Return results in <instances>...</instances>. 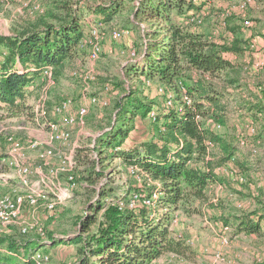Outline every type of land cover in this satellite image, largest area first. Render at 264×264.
<instances>
[{
	"label": "trees",
	"instance_id": "1",
	"mask_svg": "<svg viewBox=\"0 0 264 264\" xmlns=\"http://www.w3.org/2000/svg\"><path fill=\"white\" fill-rule=\"evenodd\" d=\"M216 2L54 1L45 13L33 16L12 34L0 35V108L19 114L27 110L29 92L42 79L44 69L51 68V79L56 82L66 65L88 54L83 45L89 34L85 27L97 21L103 26L102 35L105 25H111L129 3L132 18L126 23L134 29L147 25L140 45H132L134 60L123 66L126 76L141 86H155L159 102L129 86L114 103V116L108 114L111 120L107 118L106 125L98 126L93 149H98L100 158L90 160L76 150L79 187L80 177L86 188L98 187L92 191L90 206L74 236L50 240L51 246L57 241L75 245L71 264H152L164 255L185 258L193 254L186 240L172 230L174 215L181 209L198 212L194 205L208 201V187L232 191L233 184L245 187L247 193L240 195L250 198L248 205L257 200V206L221 216L220 224L231 228L234 236L264 237V196L256 194L253 178L254 173L264 170V78L246 77L252 72L250 64L244 62L249 44L240 26L229 25L230 17L223 20L225 32L218 40L197 28L196 18L215 12ZM85 16L93 20L89 22ZM263 68L264 64L255 72ZM169 96L171 106L166 105ZM184 96L190 105L184 104ZM47 112L49 116L48 108ZM152 112L155 121L149 119ZM137 116L150 121L153 133L148 140L129 146L125 140ZM49 120L56 118L49 116ZM249 128L254 130L252 134ZM116 160L119 163L113 166ZM227 166L242 175L244 182H233L217 171ZM120 167L131 178L135 173L141 176L137 190L132 191L127 183L115 187L112 178L100 181L106 171L113 173ZM155 193L158 197L152 205L143 204L145 199L152 201ZM133 195L139 200L130 208ZM110 206L115 212L112 222L99 224L98 214ZM94 226L97 228L92 231ZM15 235H0V249L16 252L24 248L25 252L34 244L19 242ZM13 261L18 260L0 253V263ZM28 263L33 262L22 264Z\"/></svg>",
	"mask_w": 264,
	"mask_h": 264
},
{
	"label": "rangeland",
	"instance_id": "2",
	"mask_svg": "<svg viewBox=\"0 0 264 264\" xmlns=\"http://www.w3.org/2000/svg\"><path fill=\"white\" fill-rule=\"evenodd\" d=\"M54 1L76 0H32L30 6L39 5L43 9V13H45L46 10L55 4L53 3ZM92 1L97 4H108L111 0ZM245 1L217 0L215 12L205 13L203 16L196 18L198 20L197 28L211 38L218 40L220 35H223L225 32L223 20L230 17L232 21L229 25L235 23L237 26H240L242 37L248 41L249 46L245 53L247 61L254 60L257 63H264V0H250V3L245 5V9L240 10V5L244 4ZM134 4H138V2L136 1ZM126 5L128 6V4ZM131 5L129 3L128 7H124L125 9L119 13L111 25H105L103 34L97 40L101 47V55L96 62H90L87 55L81 56L71 64L66 65L58 81L54 82L51 79L49 83L46 80H39L38 84L29 92L26 100L28 108L25 112L13 114L0 108V130L5 132V134H0V154L6 152L9 147L6 139L7 131L19 137L23 141L24 147L28 139L46 140V132L39 130L33 119L41 98H44L45 106L50 111L54 105L62 100L71 99L74 102L72 110L74 112L78 105L86 101L88 96H101L103 94L102 88L105 85L111 87L112 93L106 96L110 105L106 108L90 107L85 119V125L76 128L72 132L69 146H54L58 152H66L70 148L75 147L76 150L83 151L84 154L86 153L90 160H98L100 158L97 152L98 149H93L95 146L93 139L98 135L99 124L106 125L107 120H111L108 114H113L114 116V103L119 95L124 93L125 89L128 90L129 86L136 88V90L149 96L151 100L159 102L156 87L141 86L139 81L132 80L130 76H126L125 67L123 66L129 63L132 45L135 43L137 47L140 45L141 41L139 39L143 36L142 29L147 27L145 23H142L139 28L134 29L126 23L128 18H132ZM29 11L30 8L29 10L28 8H23L22 3L19 1H0V35H10L20 26L32 20L33 16H29ZM84 18H87V16ZM243 19L250 21L249 27L242 28ZM85 28L89 31L91 26ZM113 28L126 29L130 32V35L120 41L114 42L115 40H112L110 37ZM113 42L114 45H112ZM107 46H111V50L106 51ZM85 48L88 52L89 47L86 46ZM103 51H106V53L104 54ZM109 51L111 52L109 53ZM73 71H78L81 74H90L94 80L88 84H84L82 81L75 80L71 76V72ZM243 75L245 76V73ZM248 76L255 77L256 79L258 76V79L261 80L264 78V68L258 70V72H255V70L249 71L246 77ZM85 88L88 90L85 91ZM49 116L50 118H54L51 113H49ZM152 133L153 125L150 121L137 116L134 128L129 133L125 143L131 146L134 143L148 140L151 138ZM42 149L26 152V157H28L27 162L30 164L32 170V181L36 180L37 155ZM118 163V160L113 161V166ZM96 166L101 169L100 165ZM82 170V167H79L78 174H81ZM107 178H112L115 187L127 183L132 188V191L137 190L136 187L142 184L141 176L135 173V176L131 178L123 171L122 167L114 168L113 173L112 170L106 171L105 178L103 177L100 181L105 183ZM253 178L256 184V187L254 186L257 190L256 194L259 197L264 196V179L262 180L264 178V170L254 173ZM79 182L81 187H78L71 199L58 204L56 212L51 216L52 218L47 217L43 208H38L34 212V215L42 220L41 223L45 229L47 239L72 238L78 230V223L85 216V212L90 206L89 199L93 194L92 191L95 190V187H98L96 185L90 189L86 188V182L81 177ZM23 191V188L12 181H9L6 186L0 185V196L9 192L22 193ZM239 192L247 193L245 187L237 184H233V191L221 186L208 187V201L203 204L196 203L194 205V208L198 212H193L191 209H186L185 211L181 209L176 212L172 228L175 229L177 234H183L189 238L192 242L190 248L193 246L192 249L195 253H188L185 258L164 256V261L160 264H170L171 262L177 264H264V237L244 234L234 236L231 228L228 227L225 230L226 227L223 228L220 224L221 216L240 213L243 208L252 210L257 206V200L254 199L248 205L250 198L243 197ZM113 209L110 206L106 210L101 211L97 217L98 223L106 225L112 222L115 214ZM29 215H32V212L26 210L24 216L27 218ZM96 228L97 226L92 227V231ZM218 229L221 231L219 235L224 234L222 237L227 239L226 242H212V233ZM12 231L16 234V240L19 242L32 241L34 243L25 252L23 251L24 248H18L16 252H12L19 255L22 253L28 254L35 249H40L44 253H47L50 258V261L44 264H71L74 262L75 245L57 241L53 246L45 248L41 245L40 238L37 235L30 234L25 237L20 235L16 228H13ZM16 259L18 261L16 263L13 261V264L23 263L18 258ZM8 264H11V262Z\"/></svg>",
	"mask_w": 264,
	"mask_h": 264
},
{
	"label": "built area",
	"instance_id": "3",
	"mask_svg": "<svg viewBox=\"0 0 264 264\" xmlns=\"http://www.w3.org/2000/svg\"><path fill=\"white\" fill-rule=\"evenodd\" d=\"M8 2L9 0H0ZM23 8H30L29 16H35L43 13V9L39 5H32V0H20ZM250 3L246 0L241 4L239 9L244 10L245 5ZM225 17V16H224ZM243 27L250 26L248 19H243ZM103 28L102 24L97 21L93 22L89 30L88 37L84 40L83 45L89 47L87 58L90 62H96L101 55V47L97 40L100 30ZM130 32L126 29H114L111 32V39L120 41L123 38L129 37ZM130 60H134L135 52L130 53ZM263 64L258 63L254 67H261ZM52 75L51 68H46L42 72V80L50 83ZM71 76L75 80H80L84 84H88L94 80L90 74H81L78 71L71 72ZM88 89L85 88V91ZM162 93V89H158ZM183 92L185 90L183 89ZM102 96H88L86 101L78 105L73 112L74 102L71 99H64L58 104L54 105L50 111L51 115L56 118V121H50L47 108L45 106L44 98L41 101L33 116L34 122L39 130L45 131L44 141L35 139H28L25 142L17 137L15 134L7 131V143L9 147L4 154H0V185H7L9 181L17 183L18 186L24 189L22 193L9 192L0 196V235L9 236L13 234L12 229L16 228L18 233L22 236H29L35 234L40 238L41 245L45 248L51 246V241L45 236V229L34 212L38 208H43L47 217H51L59 203L72 198L77 191L79 184L76 181V149L70 148L68 151L58 152L55 150V145L69 146L71 134L76 128L85 125V119L88 115L89 108L92 106H99L105 108L108 105L107 95L111 93V88L105 85L102 88ZM185 105H190L191 101L186 96L183 97ZM173 101L169 96L166 101L167 106H171ZM151 121H155V114H150ZM20 129V128H18ZM16 129V130H18ZM217 129H220L217 126ZM252 134L254 130L249 128ZM5 132L0 130V134ZM244 145V142H241ZM44 146V147H42ZM211 146V145H210ZM43 148L37 155L38 166L35 169L36 180H31L32 170L30 164L27 162L26 152L29 150H39ZM55 163V164H54ZM227 175L233 182L241 184L244 182V177L231 167H224L217 170ZM131 173H134L132 170ZM158 194H153L152 201L145 199L143 204L150 206L157 199ZM138 195H133L129 202V207L134 208ZM29 210L32 215L27 218L24 216L25 211ZM227 230V228H225ZM62 238V237H61ZM227 241L226 238L223 240ZM0 253L18 258L22 262H33V264H44L50 261L49 255L40 249H35L28 254H16L8 249H0ZM8 264V263H0ZM170 264H177L171 262Z\"/></svg>",
	"mask_w": 264,
	"mask_h": 264
},
{
	"label": "crops",
	"instance_id": "4",
	"mask_svg": "<svg viewBox=\"0 0 264 264\" xmlns=\"http://www.w3.org/2000/svg\"><path fill=\"white\" fill-rule=\"evenodd\" d=\"M15 1H19V2H21L20 0H15ZM87 20H89V22L90 21H92L93 19H92V17H88L87 18ZM114 42H117V41H114ZM114 42L112 43V45H114ZM111 46H107L106 47V51H108V50H111V48H110ZM106 51L104 52L103 51V53L105 54L106 53ZM111 51H109V53H110ZM247 57H245V61L244 62H246L247 64H250V67H251V71H254L255 70V65L256 64H258L256 61H247V59H246ZM73 62V61H72ZM71 62V63H72ZM70 63V64H71ZM261 64H264L263 62H260ZM102 96V95H101ZM92 107H96V108H99V106H92ZM60 146V145H59ZM55 164V163H54ZM264 178H262V180H263ZM264 181V180H263ZM172 230H173V232L175 233V236H179V237H183L185 240H186V242H187V244H189V246L190 245H192V242L189 240V238L187 237V236H185V235H183V234H177V232L175 231V229L174 228H172ZM219 232H221L219 229L217 230V231H213V233H212V242H216V241H218V242H222L223 243V240H224V238L225 237H222V236H224V234L223 235H219ZM214 242V243H215ZM192 247L193 246H191V249H192ZM192 251H193V249H192ZM193 253H195V252H193ZM164 256H166V257H177V256H174V255H164ZM164 256H162V257H160L158 260H156L155 262H153L152 264H160V263H163V261H164Z\"/></svg>",
	"mask_w": 264,
	"mask_h": 264
}]
</instances>
